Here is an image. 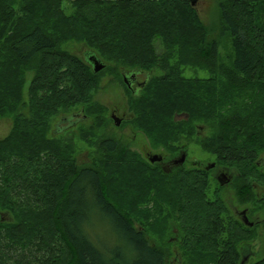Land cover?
<instances>
[{"label":"trees","instance_id":"trees-1","mask_svg":"<svg viewBox=\"0 0 264 264\" xmlns=\"http://www.w3.org/2000/svg\"><path fill=\"white\" fill-rule=\"evenodd\" d=\"M216 3L213 29L190 0H0V119L12 122L0 139V264H168L169 247L153 238L172 202L193 223L180 241L186 264H236L240 236L253 231L231 219L212 172L231 173L239 201L264 209L254 193V185L264 191V0ZM70 41L103 69L61 48ZM222 48L229 54L219 63ZM153 68L161 74L150 80ZM130 71L149 75L129 96L134 127L170 159L185 154L171 174L102 131L106 111L91 99L100 76L110 72L125 87ZM57 116L67 123L51 128ZM180 135L214 167L185 168ZM80 142L88 163L78 160ZM175 184L195 189L185 202L170 199Z\"/></svg>","mask_w":264,"mask_h":264},{"label":"rangeland","instance_id":"rangeland-1","mask_svg":"<svg viewBox=\"0 0 264 264\" xmlns=\"http://www.w3.org/2000/svg\"><path fill=\"white\" fill-rule=\"evenodd\" d=\"M216 1L217 0H197L195 3L196 4L195 7L199 13L201 20L208 26L213 27V29L218 24ZM12 7L15 10H17L18 4H13ZM9 8L11 9V6H9ZM13 12L16 13V11ZM17 15H18V10H17ZM221 46L226 47V43H224L223 41L221 43ZM61 48L69 52L73 56L79 57L81 59H84L85 53L88 52L84 44L80 42L70 41L62 44ZM157 51L159 52L160 50L157 49ZM227 54H229L228 50L222 48L220 50V56H219L220 59L218 60V62L219 63L221 61L223 62L227 57ZM160 74L161 71L159 69L153 68L149 73L151 78L150 80L154 79ZM190 74L191 73L189 71L185 72V76H189ZM32 76L33 74L31 71H27L25 73L26 84L23 89L24 99L27 98V88L32 79ZM198 76L206 77V73L203 71H199ZM125 87L120 83L118 78L114 77L110 72H104L100 76V85L98 86V89L93 93L91 99L93 100L94 103L103 106L106 111L104 114L106 118V124L102 128L104 135L110 138H114L115 140H118L119 142L123 143L126 146L127 150H129V152L135 154V156L139 157L144 161L146 160L144 156L146 152H148L149 154H157V155L161 154L164 160L170 159V154L167 152L166 149L162 147L155 149L152 146L150 139L142 131L134 127L133 121L135 120V114L131 110L129 103V96L131 94L129 93L128 90L125 89ZM74 111H76V109L72 110L71 112ZM67 113L69 114V112ZM62 114L64 113H61V115ZM112 114H114L116 117L121 119V123L119 126L114 125V122L111 119ZM59 116L53 119L51 128L56 123H58L57 125L59 126L66 125L67 121L58 122ZM90 124H92L91 120L87 119V121L84 122L83 127L85 128V125L89 126ZM11 126H12V122L10 118L0 119V139L4 138L9 133ZM197 126H199V124H197ZM73 132H76V130H74ZM176 143L178 147L181 146L183 148L184 147L186 148L187 156H186V163L184 165L185 168L187 169L192 168L198 170L202 166L203 169H206L208 165L212 164V161L208 160L209 157L205 153H203L199 147L195 145L194 138L187 139L185 135H180V137L176 140ZM78 146H79L78 160L80 162L84 161L88 163L87 158L90 155L89 154L90 148L82 142L78 143ZM257 162H259V164L264 166V154H261V156H259ZM219 168L220 167H217L216 169L218 170ZM217 170L212 172L213 178ZM230 172H232L233 174L235 173L232 170H230ZM171 185H173V182H171ZM177 185L178 184H175L170 189H168L169 192L167 193H169V195L170 194L171 195L174 194V195L172 197L168 195L167 197L170 199L173 198L175 200L179 199L180 201L183 200L184 202H185V193H187V191H192L197 187H198L197 190H200L202 187L200 181L195 188L189 190L186 189L185 187H181L182 191L178 192L175 189ZM137 189L138 188L135 187V190ZM254 190H255L254 191L255 198L257 200H261L263 198L262 195H264L263 188L256 187L254 185ZM218 195L220 198H222V202L231 219L238 221L244 227H247L248 229L253 231L249 233H243L240 236V239L244 238V240L243 239L242 240L239 239L240 241L238 240V249L240 247V250L236 260V264H238L239 261L238 258H240V253L242 254L247 253L251 256L248 263L246 262L247 264H262V262L264 261V226H263L264 209L257 208L255 201L241 203L239 201V197L235 192V188L232 186V184L223 186L221 191L218 193ZM244 196L247 197L248 195L244 194ZM114 199L117 200L116 197ZM171 204L174 206L173 208H171L170 205H167L166 206L167 209L166 210L163 209L164 210L163 217L167 218L168 214L171 215V217H168L166 219L167 225L165 226V230L161 232L162 234L159 235L158 239L154 237L153 240L158 245H165L169 247L170 257L167 260L168 264H186L185 258L180 252V247L182 244V242L180 241L182 239V235H185L186 231L191 229V225H193V223L186 222L185 211L181 209L180 204H177V202H172ZM181 204L183 205V202ZM163 210H161L160 212L162 213ZM241 211H246L247 219L250 223H252V226H247L244 225L242 222H240L241 221L240 217L237 214L240 213ZM190 213H194V211L192 210V212ZM157 214L158 213H156L153 210L150 211L149 215H153L151 217L152 219H150L152 221V224L157 223V220L154 219V217H156ZM133 215L135 216V213H133ZM191 216H193V214H191ZM5 217L7 218V216ZM153 235L156 236L155 233ZM198 235L200 236L201 233H199ZM191 237H193V235ZM203 243L205 244L206 240L203 241ZM178 252H180L181 254H179Z\"/></svg>","mask_w":264,"mask_h":264},{"label":"flooded vegetation","instance_id":"flooded-vegetation-1","mask_svg":"<svg viewBox=\"0 0 264 264\" xmlns=\"http://www.w3.org/2000/svg\"><path fill=\"white\" fill-rule=\"evenodd\" d=\"M124 77H125L126 82H127V84L129 86H126V84L124 83V81H123V83L126 86V88L128 89L129 93L132 94V95L137 96L138 93H139V91L143 87V83L149 78V75L147 73H144V72H141V71H130V72H126L124 74V76H122V79H124ZM181 154H184V153L180 151V152H178L177 155H175L171 159L164 160L162 158L161 161L154 162V163H151L150 162V158L154 154H149L148 152H146L144 156H145L146 160L150 164H153L155 167H157L158 169H160L164 174H171L173 171L178 170L179 168H181L182 165H180V164L177 163V159L179 158V156H181ZM202 168L203 167L201 166L200 169H202ZM223 177H227L230 182L232 181V178H233L232 174L229 173L228 171H225L224 169H218L215 172V174H214V178H215L216 182L219 185H220V181L223 180ZM230 182L227 183V184H224V185H220V186L223 187V186L229 185ZM243 212H244L245 217L247 218L246 211H241L237 215L240 217V220H241L240 222H242L245 225V223L243 222V219H244ZM250 257L251 256L249 254H247V253H244V254L240 253V258H238V260H239L238 261V264H245L246 262L248 263Z\"/></svg>","mask_w":264,"mask_h":264},{"label":"water","instance_id":"water-1","mask_svg":"<svg viewBox=\"0 0 264 264\" xmlns=\"http://www.w3.org/2000/svg\"><path fill=\"white\" fill-rule=\"evenodd\" d=\"M197 0H190L191 2V5L194 6L195 3H196ZM85 59L91 63L92 65V69H93V72L94 73H97L99 72L100 70L103 69L104 65L101 63V61L99 59H97L95 56L93 55H88V54H85ZM124 83L126 84V86H129L126 82V79L124 77L123 79ZM146 82V81H145ZM145 82L143 83V85L145 84ZM188 118V115L187 114H176L174 116V121H181V120H187ZM111 119L113 120L114 122V125L115 126H119L120 123H121V119L116 117L114 114L111 115ZM162 160V157L160 155H157V154H154L151 156L150 158V162L151 163H154V162H159ZM185 160V155L184 154H181V156H179V158L177 159V163L178 164H183ZM214 167V164H210L207 169H211ZM229 182V179L227 177H223V180L220 181V185H224V184H227ZM243 216H244V219H243V222L245 223V225L247 226H252V223L248 222L247 218L245 217L244 215V212H243Z\"/></svg>","mask_w":264,"mask_h":264}]
</instances>
